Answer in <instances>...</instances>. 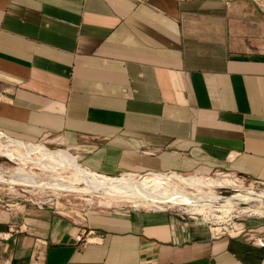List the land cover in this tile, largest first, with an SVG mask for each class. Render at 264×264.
I'll use <instances>...</instances> for the list:
<instances>
[{
	"label": "crops",
	"instance_id": "obj_1",
	"mask_svg": "<svg viewBox=\"0 0 264 264\" xmlns=\"http://www.w3.org/2000/svg\"><path fill=\"white\" fill-rule=\"evenodd\" d=\"M249 8L0 0V132L79 147L105 176L226 171L264 185V51L232 44ZM0 235V264H264L247 236L164 209L84 220L21 201L0 208Z\"/></svg>",
	"mask_w": 264,
	"mask_h": 264
},
{
	"label": "rangeland",
	"instance_id": "obj_2",
	"mask_svg": "<svg viewBox=\"0 0 264 264\" xmlns=\"http://www.w3.org/2000/svg\"><path fill=\"white\" fill-rule=\"evenodd\" d=\"M243 1H245L247 7H250V8H249V11L244 12V16L246 17H242L240 21L236 22L237 23L236 25H238L237 26L238 30L237 32L235 31V33H233L232 35L233 47L237 49L239 52L258 53L259 51L260 52L264 51V0H243ZM0 136H3L1 137V140H0V143L2 144H7L6 137L8 136L12 139L21 140L25 143L31 142L29 144L43 145L47 147L48 149H50L51 151L60 153L68 157L69 159L78 162L84 168H87L84 164L85 158L83 157V149L79 147L73 148V147H65V146L53 144V142L49 138H43L41 140H28V139H23V138H18L12 135H8L3 132H0ZM27 165L24 166L19 160L12 161L10 159H7L6 157L0 156V173L2 174L4 173L3 175H5L6 179H9V176L13 173V171L17 167H24L25 171H27L26 173L33 174L36 180L38 181V183L49 182L52 178H54L53 176L55 175L56 176L59 175L63 177L64 179L71 177V173L69 172V170L65 168L60 169L57 172H54L51 169L46 168L47 166L44 167V166L30 163V162H28ZM61 170H63V172ZM223 173L224 174H218V175L214 174L210 176H203V175L202 176L182 175V176L188 177V178L189 177L200 178L203 181L204 180L217 181V182L231 181L232 184L227 183V184H223L222 186L212 188V190L218 196L223 197V198L230 197L234 194L240 193L242 189H250V190L253 189L254 191L258 193L264 191V185H257V184L254 185L253 182H251L250 180L242 181L241 178L237 176H233V174H228L229 172L224 171ZM158 174L166 175L165 173H158ZM122 175L124 176L125 174H122ZM167 175H172V174L169 173ZM21 186L22 185L20 183H17V185L1 183L0 184V197H5V199L14 200V201L15 200L16 201L17 200L18 201H25V200L26 201H31V200L32 201H43V202L49 203L48 205H50V207H52L53 209L57 210L59 213L66 215V216L68 215V217H78V215L84 216V213H86V217H88L92 215L93 212L100 211V210L106 211V212L107 211L113 212V211L127 210L130 208L148 209V210L164 209V210H169L173 212H178L186 216L204 219L213 228H219L218 230H220L221 228L222 229L227 228L229 225L243 224L246 228V232L248 233H250V231L251 233H255V234L264 233V214L248 215V214L240 213L241 210L245 208L247 209V207L248 208L250 207L251 209H261V210L263 209L264 211V204H262L263 206H260L258 202L238 204L235 206V208L237 209L234 208L235 209L234 211L233 210L224 211V209L214 208L212 212H207V210L204 209V211L201 210L199 211L200 213L196 214L194 212L190 213L187 210L189 209V206L169 207L167 206L168 204H165L163 202H157V203L151 202L149 204L140 202V201L136 202L132 200L131 202L125 199H116L115 198L116 196L102 194V193H85V192L82 193V192H74V191L69 192L65 190L60 191L57 189H56L57 190L56 192H59V193H53V190L55 189L54 188L52 189V187L50 186L45 187V185L28 188V189H31L32 192L27 194V193H22L20 191V188H22ZM12 187L16 188L17 190L16 193H11L8 190V188H12ZM80 187H83V185H80ZM184 189L188 191L189 193H193V194L196 193V190L194 188L185 187ZM203 190L204 192L208 191V189H203ZM55 196H60V197H55ZM66 198H69L73 203H79L80 207L79 206H59L62 202L65 201ZM57 202L60 203L58 206H56ZM213 206L219 207L218 203H214ZM238 207H240L241 209H239ZM250 222H259L261 223V226L260 228L259 227L253 228L252 226L249 227L247 226V224Z\"/></svg>",
	"mask_w": 264,
	"mask_h": 264
},
{
	"label": "bare ground",
	"instance_id": "obj_3",
	"mask_svg": "<svg viewBox=\"0 0 264 264\" xmlns=\"http://www.w3.org/2000/svg\"><path fill=\"white\" fill-rule=\"evenodd\" d=\"M1 137L3 136H0V140ZM6 138L7 144L0 143L1 157H6L12 161L19 160L24 166L30 162L44 167L47 166L46 168H49L54 172L65 168L71 173V177L67 179L54 174L55 177L52 174L54 178L46 183H38L33 174L26 173L27 171H25L24 167H17L13 173L11 172L12 174L9 176V179L5 178V175H3L4 173H0V184L8 183L10 185H17V183H20L22 185V188H20L22 193L28 194L32 192V190L28 188L45 185V187L50 186L52 189L54 188L55 190H53V193H59L56 192L57 190L82 193H102L116 196V199H125L127 201H140L148 204L151 202H163L168 204L167 206L169 207L189 206V209H186L190 213L194 212L196 214L200 213L199 211L201 210L204 211V209H206L207 212H212L214 208L224 209V211H234L237 209L235 206L241 203L247 204L258 202L260 206H263L262 204H264V191L258 193L253 189H240V193L223 198L218 196L212 190V188L231 183V181H203L200 178H188L175 173L172 175L157 173L141 179H137V177L127 174L122 178H112L84 168L78 162L71 160L60 153L51 151L43 145H33L29 144L31 142L25 143L20 140ZM61 171L63 172V170ZM80 185H83V187H80ZM185 187L194 188L196 193H189L184 189ZM203 189H208V191L204 192ZM8 190L11 193H16L17 191L15 187L8 188ZM214 203H218L219 207H215L216 205L213 206ZM238 208L241 209L240 207ZM240 213L262 215L264 214V211L263 209H251L250 207H247V209L245 208L241 210Z\"/></svg>",
	"mask_w": 264,
	"mask_h": 264
},
{
	"label": "built area",
	"instance_id": "obj_4",
	"mask_svg": "<svg viewBox=\"0 0 264 264\" xmlns=\"http://www.w3.org/2000/svg\"><path fill=\"white\" fill-rule=\"evenodd\" d=\"M154 175V174H157V173H152V172H149V173H146V174H142V175H134V174H127V175H133L135 177H138L139 179L141 178H144L148 175ZM166 175L169 174V173H165ZM218 174H224L223 172H219L217 173ZM228 174H233V173H228ZM233 176H237L239 178L242 179V181L244 180H247L246 178L242 177V176H239V175H236V174H233ZM208 178V177H207ZM253 182V181H251ZM253 184H257V185H262V184H259V182H253ZM253 186V185H252ZM55 197H60V196H55ZM21 201H14V200H9V199H5V197H0V208L4 209V210H12L15 205L19 204ZM23 203H30V204H33V205H37V206H45V207H48V208H52L50 207V205H48L49 203H46V202H43V201H23ZM60 203L57 202V205L58 206ZM53 206V205H51ZM59 206H79V203H73L69 198H66L64 202H62ZM80 207V206H79ZM57 208V207H56ZM53 209V208H52ZM55 210V209H53ZM84 210V209H82ZM57 213H59L57 210H55ZM61 214V213H59ZM63 215V214H61ZM68 216V215H67ZM78 217L86 220L88 217H86V213H84V216H80L78 215ZM212 227V226H211ZM22 229V226H17L16 224H12L10 226V232L8 233V235H10L11 232H18ZM219 228H213L212 227V230L214 231L215 235H219V234H227L229 236H234V237H242V236H247V238H249L253 244H256L258 246H264V233H259V234H255V233H248L246 232V228L243 224H234V225H229L227 228H221L220 230H218ZM5 239V236H1L0 235V243L1 241H3ZM37 245V243L35 244ZM39 258V257H38Z\"/></svg>",
	"mask_w": 264,
	"mask_h": 264
},
{
	"label": "water",
	"instance_id": "obj_5",
	"mask_svg": "<svg viewBox=\"0 0 264 264\" xmlns=\"http://www.w3.org/2000/svg\"><path fill=\"white\" fill-rule=\"evenodd\" d=\"M97 174H99V173H97ZM100 175H102V174H100ZM108 177H112V178H122V177H124L123 175H119V176H108ZM69 192H71V191H69ZM260 193V192H259Z\"/></svg>",
	"mask_w": 264,
	"mask_h": 264
}]
</instances>
